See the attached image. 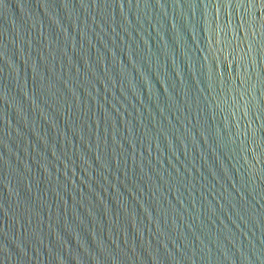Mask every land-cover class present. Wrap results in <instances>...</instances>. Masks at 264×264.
<instances>
[{
  "label": "water",
  "instance_id": "obj_1",
  "mask_svg": "<svg viewBox=\"0 0 264 264\" xmlns=\"http://www.w3.org/2000/svg\"><path fill=\"white\" fill-rule=\"evenodd\" d=\"M0 264H264V0H0Z\"/></svg>",
  "mask_w": 264,
  "mask_h": 264
}]
</instances>
